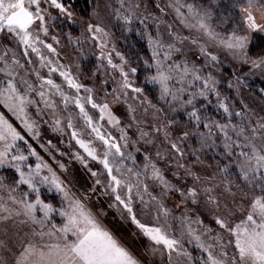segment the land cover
Instances as JSON below:
<instances>
[{
  "label": "snow or ice",
  "instance_id": "1",
  "mask_svg": "<svg viewBox=\"0 0 264 264\" xmlns=\"http://www.w3.org/2000/svg\"><path fill=\"white\" fill-rule=\"evenodd\" d=\"M89 7L85 22L72 0H0V169L9 173L0 174V264H144L133 238L147 242L150 264H264V84L246 79L264 81V0ZM57 20L78 25L80 35L57 32ZM117 25L122 34L135 28L148 55L118 51ZM62 37L80 53L75 71L61 62ZM87 46L96 65L84 74ZM222 55L238 105L218 87ZM109 78L111 92L100 87ZM120 103L128 123L113 110ZM46 131L61 145L68 136L67 152L92 178L87 190L57 174L66 153L42 139ZM206 150L218 157L214 166L204 165ZM42 189L57 194L58 207ZM97 195L131 226L127 234L106 226L103 208L89 207Z\"/></svg>",
  "mask_w": 264,
  "mask_h": 264
},
{
  "label": "rangeland",
  "instance_id": "2",
  "mask_svg": "<svg viewBox=\"0 0 264 264\" xmlns=\"http://www.w3.org/2000/svg\"><path fill=\"white\" fill-rule=\"evenodd\" d=\"M90 0H87L85 3H83V0H72V3L75 5V11L76 13L85 18V22L87 21V15L91 11L89 7ZM54 15H58L55 13V10H53ZM56 24V31L59 32L61 29L64 32H71L73 37L79 36L81 33V29L78 25H72L67 26L66 24H61L59 20L55 22ZM112 31L114 33L112 42L115 43L116 49L120 51L122 54L126 55L127 57L131 56L134 60L138 56H146L148 55V49L147 53L142 52V50L137 47L136 42L140 40V42H144L146 44V41L142 39L141 36L136 35L135 28L132 32L127 34H122L119 28V25L112 28ZM147 46V44H146ZM75 45L69 46L68 41L66 37H62V47L60 49L61 57L63 63H68L69 61L73 62V71H75V63L77 61V58L80 57L79 52L73 51V48ZM109 47H111V43L109 44ZM84 52L86 54V58H80L79 63L81 64V68L84 74H88L91 70L95 68L96 65V50L92 48L91 46H87L84 48ZM113 56L115 54L113 53ZM221 60L223 61V66L220 69L219 73H216L218 78H220L221 83L218 85V87L221 90L222 95H228L230 97V100H234V103L237 105L239 104V98H235L236 94L232 89L228 88V81L231 79V74L234 71L233 67L231 66L230 62L222 55ZM142 67V63H141ZM246 71V69L244 70ZM238 74H243L242 72H238ZM140 79H143V75L140 76ZM248 79V83L253 86V88H257L260 86V83L264 84V81H261L259 76L255 77H246ZM59 82V80L57 81ZM101 88H105L108 92H111L112 88V81L111 78H109L107 85H100ZM249 89H242L243 98L245 101H247L249 104H252L254 107H259L260 101L255 95H249ZM150 92V90H149ZM99 96L103 97L104 93L100 92L98 93ZM155 96L154 92H150L149 99H153ZM153 102H155L153 100ZM114 112L121 117L122 121L124 123H128L129 121L126 119L127 112L126 108L123 105V103L113 105ZM115 135L118 137L119 133L115 132V129L112 130ZM130 138H134L132 134L135 132V128L128 129ZM43 140L47 141L51 139L52 143L57 145V147L64 151L66 154L61 158V161L66 165V171L61 173L59 172V169H56L57 174L65 181L66 184L69 185V187L73 188L74 191L80 192L85 191L89 188V186L92 184V178L90 177L89 173L86 169L82 168L81 165L74 159L71 158L70 153L67 152V146H68V136L65 135L63 137L64 144H60V137L58 135H54L50 132L45 133V135L42 137ZM37 149L39 150L40 146L37 144L35 145ZM141 147V154L143 153V146L138 145ZM137 154L138 156L142 155ZM201 159L204 161V165L207 166L209 164L215 165L216 159H218L217 156H215L212 152V150H206L204 153L201 154ZM194 160V157H189L187 160V163L191 164ZM138 163L140 160L137 161ZM91 166L93 168H98L97 165H95L93 162H90ZM195 171H200L202 174H212L214 171L213 168H207L200 166L193 165ZM0 174H9L8 170L0 169ZM219 179V178H218ZM191 183V180L188 181ZM42 199H44L46 202L53 203L54 206L58 207L60 204L59 197L55 192H48L47 189H42ZM169 204H172V201H168ZM89 207L95 209H101L103 208L105 211L108 212V215L106 219L104 220V223L109 228L117 231L120 234H127L130 231L131 226L124 224L122 221L119 220V218L116 216L115 210H109L107 208V198L106 197H99L93 196L91 201L89 202ZM54 222L59 223L60 217L57 215L56 218H54ZM11 231V229H10ZM0 239H5L3 234H0ZM129 243L132 245L133 251L137 256L140 257L141 260H143L144 264H150V261L153 260V258H150L148 255L144 253V247L147 244L145 240L142 238L135 239L129 241ZM7 255V254H6ZM155 259V264H159L158 258Z\"/></svg>",
  "mask_w": 264,
  "mask_h": 264
},
{
  "label": "trees",
  "instance_id": "3",
  "mask_svg": "<svg viewBox=\"0 0 264 264\" xmlns=\"http://www.w3.org/2000/svg\"><path fill=\"white\" fill-rule=\"evenodd\" d=\"M87 0H83V3H85ZM136 45H137V47H139L141 50H142V52H145V53H147V46H146V44L144 43V42H140V40L139 41H137L136 42ZM258 51V49L257 48H253V52H257ZM129 57H131V56H129ZM132 58V57H131ZM133 59V58H132ZM134 60V59H133ZM262 83H260V85H261ZM55 218H56V216H55Z\"/></svg>",
  "mask_w": 264,
  "mask_h": 264
}]
</instances>
